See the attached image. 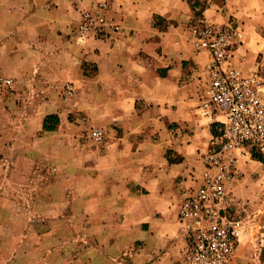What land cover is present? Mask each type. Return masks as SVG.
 Returning a JSON list of instances; mask_svg holds the SVG:
<instances>
[{
    "label": "rangeland",
    "instance_id": "1",
    "mask_svg": "<svg viewBox=\"0 0 264 264\" xmlns=\"http://www.w3.org/2000/svg\"><path fill=\"white\" fill-rule=\"evenodd\" d=\"M91 1L64 0L54 20L61 27H47V15L21 29L0 26V83L12 81L0 91V264H182L179 195L202 179L213 134L200 115L212 56L199 31L228 32L229 68L264 80V0H188L193 13L173 15L174 38L160 50L176 60L187 41L193 55L185 66L199 54L203 63L192 65L191 81L177 83L153 76L157 62L145 58L150 74L140 106L119 107V76L95 74L99 63H89L87 52H100L125 29L110 16L117 0ZM125 1L132 22L138 10ZM0 3L19 8L18 19L31 3L57 6ZM87 15L98 19L82 33ZM241 170L229 187L242 205V237L230 264H264V161Z\"/></svg>",
    "mask_w": 264,
    "mask_h": 264
},
{
    "label": "built area",
    "instance_id": "2",
    "mask_svg": "<svg viewBox=\"0 0 264 264\" xmlns=\"http://www.w3.org/2000/svg\"><path fill=\"white\" fill-rule=\"evenodd\" d=\"M97 19L87 15L81 32H88ZM230 36L211 27L198 33L202 47L212 56L200 115L213 136L203 157V177L178 208V220L189 240L182 264L231 263L242 237V205L229 187L243 178L241 164L264 159V80L229 68ZM11 83L4 80L0 91L12 87Z\"/></svg>",
    "mask_w": 264,
    "mask_h": 264
},
{
    "label": "crops",
    "instance_id": "3",
    "mask_svg": "<svg viewBox=\"0 0 264 264\" xmlns=\"http://www.w3.org/2000/svg\"><path fill=\"white\" fill-rule=\"evenodd\" d=\"M63 1L64 0H55L57 6L52 5L50 9L45 5L41 8H39V6L35 7L37 5L31 3L30 7L25 6L24 9H21L23 16L19 19L16 16V14L20 12L19 8H13V5L11 7L0 3V26L2 24H8L9 27L17 26L21 29L24 26L31 25L33 22H37L41 16L47 15L51 18L50 21L46 22L47 27H61L58 24V20L57 23H55L54 20L64 11ZM93 2L94 0L91 1L90 5H92ZM128 3H131L133 8L138 10V13L135 15L132 22H129L126 13L127 1H114L110 10V16L117 18L123 25L125 29L124 33L114 38V40L104 41L102 46L100 44L99 47L101 51L95 52L97 54H95L93 50H88L87 56L89 57L88 61H91L89 63H93L92 61L99 63L98 67L100 71L95 74L99 76L103 75V73H100L102 70V72H104L107 77H111V79H114L115 75L119 76L118 81H115L118 84L115 88L119 92H125V100L124 104L120 100L118 106L124 107L123 105L126 106L127 104L128 109H133V111H135L140 106L139 92L144 88V78L146 76L151 73L162 81L188 83V81H191L194 76L192 71H194L195 68H193L192 65L194 63H203L201 61L203 56L202 54L195 56V62H191V67H187L184 62L189 61V59H191L189 57L193 55V52L189 49L187 41H185L183 47H180L182 53L180 51V53L173 54L176 55V60L173 58L174 56L166 57L162 55L164 54V51L160 50V47L162 46L163 48L169 39L174 38L173 35H175V32H172L170 29L172 27L175 28L171 22L173 15L179 18L181 16L183 17L182 11H190L193 13V9L189 5L188 0H129ZM3 13L7 14L2 16L1 14ZM165 27H168L169 29L163 31L161 28ZM57 37L62 45L63 43L65 44L64 47L71 45V41H73L70 38L62 37V35L60 36L59 34H57ZM180 43L183 44L184 39L179 42V45H181ZM56 44L58 45L59 43ZM77 51L79 52L78 49ZM145 58L146 60L151 59L152 62L154 60L157 62L155 68L153 67L154 70H150V73L146 71L149 70V67L145 64ZM163 67L164 69H167V76L165 77L161 76L158 70ZM110 81L111 82L107 81V83L109 82V85L112 84V80ZM190 96H192V94ZM113 120L116 119L113 118ZM44 121L46 120L44 119ZM211 135L213 136L212 132ZM193 184V182L190 183L189 186L184 189V193L182 192V194L180 193L179 195L180 203L177 207L176 217L179 226H181V224L178 220V208L188 195L189 187ZM182 236L184 246L182 248L180 261L183 260V256L189 248V240L186 233L184 232Z\"/></svg>",
    "mask_w": 264,
    "mask_h": 264
},
{
    "label": "trees",
    "instance_id": "4",
    "mask_svg": "<svg viewBox=\"0 0 264 264\" xmlns=\"http://www.w3.org/2000/svg\"><path fill=\"white\" fill-rule=\"evenodd\" d=\"M44 130H46V131H53L54 128L49 127L48 125L45 124L44 125ZM257 159H259L260 162H263L264 161L263 158H257Z\"/></svg>",
    "mask_w": 264,
    "mask_h": 264
}]
</instances>
